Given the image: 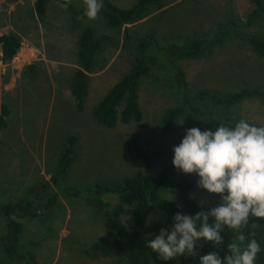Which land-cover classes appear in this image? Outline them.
Here are the masks:
<instances>
[{"label":"rangeland","instance_id":"rangeland-1","mask_svg":"<svg viewBox=\"0 0 264 264\" xmlns=\"http://www.w3.org/2000/svg\"><path fill=\"white\" fill-rule=\"evenodd\" d=\"M69 1L84 7L81 0ZM108 1L122 9L137 2ZM262 3L264 6V0ZM229 23L234 26L226 29ZM85 24L70 22L56 0H7L0 6V36L15 34L21 41L16 55L3 67V106L7 115L0 127V205L45 204L46 195L36 193L51 177H59L58 159L69 137L75 139L76 153L61 185L50 182L48 187V192L57 194L56 206L50 212H38L20 220L22 233L14 246L7 237L8 219L0 211V264H31L30 258L38 264H117L116 254L107 258L89 255L93 243L110 241L104 227L106 210L97 203L103 197L93 190L96 186H113L143 170V161L133 155V139L143 150L158 153L153 159L152 177L170 167L174 179L183 178L192 184L189 198L208 212L220 204L221 198L199 189V177L195 174L186 175L173 167V147L179 145L187 129L214 131L215 122L220 120L244 119L264 126V101L260 98H249L226 108L196 97L201 91L219 95L243 89L264 91V58L240 38L264 36V12L255 13L250 0H162L139 21L126 25L129 39L122 32L106 30L101 19L89 23L101 40V49L89 75L84 108L77 111L70 85L77 69L78 28ZM219 29L221 34L216 33ZM141 39L148 42L149 68L139 85L141 118L128 124L118 122L111 129L102 127L93 116V108L128 72ZM188 39L205 41V55L199 59L171 60L167 46ZM30 64L37 67L33 79L22 73ZM176 68L184 74L185 95L175 82ZM176 107L180 108L177 120L170 130L162 132L165 113ZM190 107L198 108L200 114H194ZM73 187L81 189L78 198L69 196ZM31 188H36L34 193ZM160 196L186 214L176 191L165 188ZM105 199L113 206L118 202L114 195ZM122 221L132 225L131 207L126 208ZM157 222L153 215L148 234L160 233ZM252 238L262 249L255 264H264V227ZM199 245L198 242L196 257L179 256L163 261L154 252L152 258L157 264H199V257L205 255L204 247Z\"/></svg>","mask_w":264,"mask_h":264},{"label":"trees","instance_id":"trees-1","mask_svg":"<svg viewBox=\"0 0 264 264\" xmlns=\"http://www.w3.org/2000/svg\"><path fill=\"white\" fill-rule=\"evenodd\" d=\"M68 14L69 21L74 25L86 22L87 24L78 28V39L76 49L77 69L74 72L70 85V92L75 103L77 111H82L85 105L89 75L95 68L97 54L101 49V40L95 34L94 29L89 23L98 19L102 21L104 28L113 33L122 32L126 39H129L126 25L139 21L146 12L153 6H159L162 0H137L129 9H122L113 5L108 0H102V9L99 18L95 21H89L83 16L84 7H80L69 0H56ZM255 6V13L264 12L262 0H250ZM83 4V0L80 1ZM39 19L43 22L42 13L39 12ZM234 23L225 26L231 29ZM216 33L221 34L219 29ZM240 38L252 48V50L261 58H264V36L242 35ZM0 43L4 52V64L16 55L20 48V38L15 34H5L0 36ZM148 42L145 39L138 40L136 45L137 56L128 70V72L116 83L102 98V100L93 108V116L96 122L105 128H114L118 122L128 124L131 121H138L141 118V110L138 105L139 85L143 77L148 73L146 60V50ZM169 58L172 59H199L206 53L205 41L199 39H188L182 44L172 43L165 49ZM37 67L34 64L25 66L22 73L30 79L36 76ZM175 82L178 87L186 94L187 83L183 72L175 69ZM199 100H209L214 105L226 108L238 105L249 98H260L264 101V91H249L243 89L239 92L219 95L211 91H201L196 94ZM184 102L187 100L184 97ZM120 110V113L118 111ZM194 114H200V110L190 107ZM180 114V108L169 109L162 119V132L171 129L173 123ZM7 115L6 108L3 106L2 117L0 118V127L4 124L3 116ZM236 122L220 120L215 122L216 128L223 124L225 126H234ZM133 155L143 161V170L131 177H125L118 183L110 187L96 186L93 190L95 195H100L102 200L97 202L106 210L105 231L109 236V242H95L89 248V255L92 258L110 257L116 254L119 258L117 264H157L152 256L154 252L146 247V240L154 238L155 234H148V226L153 215H156L157 224L160 229L170 230L174 223V215L183 211L175 203L162 199L160 194L163 189L171 188L177 192L178 197L185 206V215H195L204 211L196 202L189 198V192L192 184L186 179H174L170 167L164 168L161 173L152 177L151 170L154 157L158 153H149L143 150L136 139L132 140ZM76 160L75 139L69 137L58 159V172L51 177L50 182L55 186H60L62 176L69 172ZM50 182L40 187L37 196L46 195V202L41 206H35L31 202H8L0 205V211L7 217V237L14 246L19 241L22 233V223L20 220L34 217L38 212H50L57 204V194L48 192ZM36 188H31L34 193ZM69 196L78 198L80 188L69 189ZM62 191V190H61ZM90 193V191H87ZM64 194L63 192H61ZM68 195V194H67ZM107 195H114L117 199L115 206L105 199ZM89 199H86L88 201ZM132 208V225H125L122 217L126 208ZM210 222L212 218L210 217ZM264 227V218L250 217L248 225L243 229L246 242L251 240L258 229ZM224 240L222 245L213 247L211 243L200 241L204 247V254L210 251L218 252L221 257L227 254V245L232 242L235 233L226 228L221 233ZM254 234V235H253ZM258 257V256H257ZM31 264H38L33 258H30Z\"/></svg>","mask_w":264,"mask_h":264},{"label":"clouds","instance_id":"clouds-1","mask_svg":"<svg viewBox=\"0 0 264 264\" xmlns=\"http://www.w3.org/2000/svg\"><path fill=\"white\" fill-rule=\"evenodd\" d=\"M83 6L89 21L99 18L102 0H83ZM172 151L173 167L198 176L197 187L218 195L221 202L194 216L177 212L170 231L162 228L146 240V247L163 261L196 257L200 241L222 245L226 227L235 233L227 254L221 257L210 251L199 257V264H255L261 246L255 238L246 242L243 229L250 217L264 218V126L241 119L231 127L220 124L214 131L193 127Z\"/></svg>","mask_w":264,"mask_h":264},{"label":"water","instance_id":"water-1","mask_svg":"<svg viewBox=\"0 0 264 264\" xmlns=\"http://www.w3.org/2000/svg\"><path fill=\"white\" fill-rule=\"evenodd\" d=\"M7 0H0V6L5 3ZM4 52L2 44L0 43V118L3 113V67H4Z\"/></svg>","mask_w":264,"mask_h":264}]
</instances>
